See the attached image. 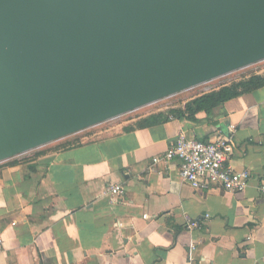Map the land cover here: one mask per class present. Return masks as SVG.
Here are the masks:
<instances>
[{
    "label": "crops",
    "instance_id": "1",
    "mask_svg": "<svg viewBox=\"0 0 264 264\" xmlns=\"http://www.w3.org/2000/svg\"><path fill=\"white\" fill-rule=\"evenodd\" d=\"M231 83L0 163V264H264V87L211 112L172 114ZM182 132L201 142L231 138V165L251 173L249 187L195 190L178 160L154 164ZM110 185L124 195L107 194Z\"/></svg>",
    "mask_w": 264,
    "mask_h": 264
},
{
    "label": "water",
    "instance_id": "2",
    "mask_svg": "<svg viewBox=\"0 0 264 264\" xmlns=\"http://www.w3.org/2000/svg\"><path fill=\"white\" fill-rule=\"evenodd\" d=\"M264 61V0H0V163Z\"/></svg>",
    "mask_w": 264,
    "mask_h": 264
},
{
    "label": "built area",
    "instance_id": "3",
    "mask_svg": "<svg viewBox=\"0 0 264 264\" xmlns=\"http://www.w3.org/2000/svg\"><path fill=\"white\" fill-rule=\"evenodd\" d=\"M252 67L256 68L254 73H261L264 71V61L248 68ZM233 150L231 138L223 134H219L211 142H201L189 138L182 132L175 145L162 158H155L153 163L169 164L173 160H178L181 166V180L195 190L207 191L213 186H218L228 193H242L249 187L251 173L248 170L236 171L233 168L231 165ZM106 192L113 198H119L124 195L125 190L121 185H110ZM260 193L264 197V184L260 187ZM186 227L188 230H195L201 228V225L198 222H189ZM2 248L3 238L0 232V250Z\"/></svg>",
    "mask_w": 264,
    "mask_h": 264
},
{
    "label": "trees",
    "instance_id": "4",
    "mask_svg": "<svg viewBox=\"0 0 264 264\" xmlns=\"http://www.w3.org/2000/svg\"><path fill=\"white\" fill-rule=\"evenodd\" d=\"M262 87H264V75H251L249 78L232 82L217 90H212L203 94L189 102L184 111H173L172 114L179 115L184 112L193 116L202 111L211 112L231 99L256 92Z\"/></svg>",
    "mask_w": 264,
    "mask_h": 264
},
{
    "label": "rangeland",
    "instance_id": "5",
    "mask_svg": "<svg viewBox=\"0 0 264 264\" xmlns=\"http://www.w3.org/2000/svg\"><path fill=\"white\" fill-rule=\"evenodd\" d=\"M255 69H256L255 67H252V68H248V69L237 71V72H235L233 74H230L228 76H225V77H222V78H220L218 80H215L211 84L210 83L208 85L204 84V85L199 86V87H197V88H195V89H193L191 91H188V92H190L188 94L177 95L176 97H174V99H171L169 101L180 100V99H182L183 97H185L187 95L189 96L190 94L194 95V94H197V93H204L206 91H209V89H212L215 85H217V87H219V85L221 86V84H223V83H229V82L231 83V82H234V81H238V80H240L242 78L247 77L248 75H251L252 72L255 71ZM166 100H168V99H166ZM166 100H164V101H166ZM164 101H162V102H164Z\"/></svg>",
    "mask_w": 264,
    "mask_h": 264
}]
</instances>
